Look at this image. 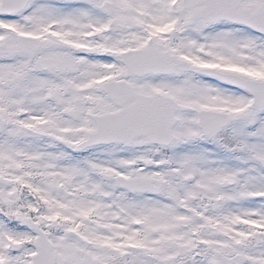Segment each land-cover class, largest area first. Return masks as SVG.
<instances>
[{"label": "snow or ice", "instance_id": "6c2138e0", "mask_svg": "<svg viewBox=\"0 0 264 264\" xmlns=\"http://www.w3.org/2000/svg\"><path fill=\"white\" fill-rule=\"evenodd\" d=\"M0 264H264V0H0Z\"/></svg>", "mask_w": 264, "mask_h": 264}]
</instances>
